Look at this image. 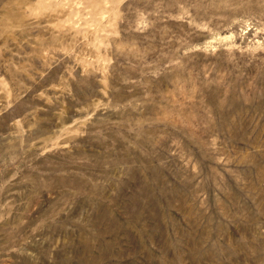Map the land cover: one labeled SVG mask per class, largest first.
Here are the masks:
<instances>
[{
    "label": "rangeland",
    "instance_id": "rangeland-1",
    "mask_svg": "<svg viewBox=\"0 0 264 264\" xmlns=\"http://www.w3.org/2000/svg\"><path fill=\"white\" fill-rule=\"evenodd\" d=\"M0 264H264V0H0Z\"/></svg>",
    "mask_w": 264,
    "mask_h": 264
}]
</instances>
